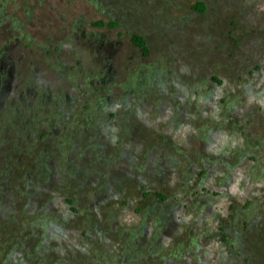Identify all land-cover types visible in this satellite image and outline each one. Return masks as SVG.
Returning <instances> with one entry per match:
<instances>
[{"label": "rangeland", "instance_id": "obj_1", "mask_svg": "<svg viewBox=\"0 0 264 264\" xmlns=\"http://www.w3.org/2000/svg\"><path fill=\"white\" fill-rule=\"evenodd\" d=\"M0 264H264V0H0Z\"/></svg>", "mask_w": 264, "mask_h": 264}, {"label": "trees", "instance_id": "obj_2", "mask_svg": "<svg viewBox=\"0 0 264 264\" xmlns=\"http://www.w3.org/2000/svg\"><path fill=\"white\" fill-rule=\"evenodd\" d=\"M201 8L203 9L204 8V5L201 6ZM99 25H103L104 22L103 21H100L98 23ZM110 26H115L117 25L115 22H110L109 23ZM132 41L134 44H136L138 47L141 48L142 52L145 54V55H148L149 53V49H148V46H147V43H146V40L142 37V36H139L137 34H134L132 36Z\"/></svg>", "mask_w": 264, "mask_h": 264}]
</instances>
